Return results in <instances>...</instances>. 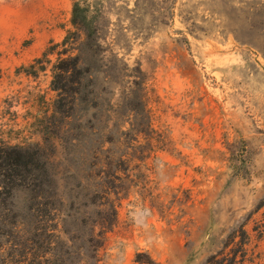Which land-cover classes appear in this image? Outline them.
<instances>
[{
	"label": "rangeland",
	"instance_id": "obj_1",
	"mask_svg": "<svg viewBox=\"0 0 264 264\" xmlns=\"http://www.w3.org/2000/svg\"><path fill=\"white\" fill-rule=\"evenodd\" d=\"M67 37L59 100L43 54ZM0 142L49 180L12 190L0 264H32L29 207L48 264H213L240 227L264 264V0H0Z\"/></svg>",
	"mask_w": 264,
	"mask_h": 264
},
{
	"label": "trees",
	"instance_id": "obj_2",
	"mask_svg": "<svg viewBox=\"0 0 264 264\" xmlns=\"http://www.w3.org/2000/svg\"><path fill=\"white\" fill-rule=\"evenodd\" d=\"M79 9L75 5L72 11L73 19L72 25L77 27V13ZM71 41L65 38L60 44H54L51 48L43 54L47 57L49 54H53L55 49L62 47L61 52H57V64L53 71V80L51 82V88L55 91L59 97H70L78 93V89L71 87L69 84H79L78 79L80 71L77 68L78 61L76 57L66 56L68 47ZM0 206L3 207V213L0 215V222L7 224L15 228L16 215L12 214L8 206V199L11 196V192L16 188H31L32 191H43V186L48 183L46 163L43 161V155L36 149L9 147L0 142ZM38 192V193H39ZM29 211L34 213L33 217L38 222H44L43 228H34L33 233L30 234V238H25L28 246L23 245V252L25 261L31 259V263L48 264L49 260L45 259L43 254L51 247V238L54 237L53 224L51 211L29 207ZM253 232L256 233V237L259 239L264 234V214L260 221L254 222ZM10 232H8L9 235ZM34 238L42 240L46 245V250H41V246H38L37 241ZM251 244L250 234L243 228L233 231L224 244V248L229 247V252L221 260H215L213 264H253L258 257L254 255L253 249L249 248ZM37 246V247H36ZM43 249V248H42ZM49 251V250H48Z\"/></svg>",
	"mask_w": 264,
	"mask_h": 264
}]
</instances>
